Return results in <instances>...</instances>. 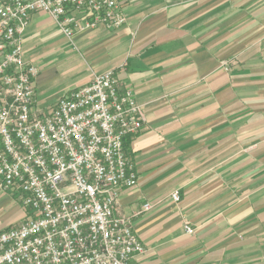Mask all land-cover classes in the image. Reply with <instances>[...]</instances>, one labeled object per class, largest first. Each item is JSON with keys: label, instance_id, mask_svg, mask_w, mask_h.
Listing matches in <instances>:
<instances>
[{"label": "crops", "instance_id": "crops-1", "mask_svg": "<svg viewBox=\"0 0 264 264\" xmlns=\"http://www.w3.org/2000/svg\"><path fill=\"white\" fill-rule=\"evenodd\" d=\"M121 12L123 27L70 39L30 16L34 111L113 71L141 109L124 141L136 181L114 208L144 248L129 264H264V0H124ZM27 212L0 191V232Z\"/></svg>", "mask_w": 264, "mask_h": 264}, {"label": "built area", "instance_id": "built-area-1", "mask_svg": "<svg viewBox=\"0 0 264 264\" xmlns=\"http://www.w3.org/2000/svg\"><path fill=\"white\" fill-rule=\"evenodd\" d=\"M123 4L0 2V191L18 196L28 211L17 228L0 232V264H129L144 252L130 220L114 211L120 189L137 177L124 153L125 139L141 128L133 93L120 90L109 71L35 112L38 71L20 47L33 14L48 15L70 39L84 29L123 27Z\"/></svg>", "mask_w": 264, "mask_h": 264}]
</instances>
